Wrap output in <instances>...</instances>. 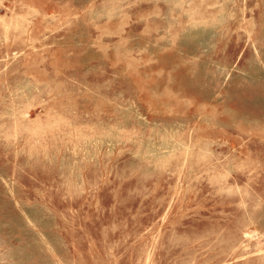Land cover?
I'll return each mask as SVG.
<instances>
[{"label":"rangeland","instance_id":"374dc122","mask_svg":"<svg viewBox=\"0 0 264 264\" xmlns=\"http://www.w3.org/2000/svg\"><path fill=\"white\" fill-rule=\"evenodd\" d=\"M0 264H264V0H0Z\"/></svg>","mask_w":264,"mask_h":264}]
</instances>
